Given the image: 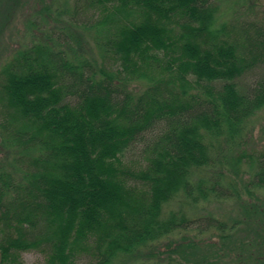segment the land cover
I'll list each match as a JSON object with an SVG mask.
<instances>
[{"label":"trees","instance_id":"obj_1","mask_svg":"<svg viewBox=\"0 0 264 264\" xmlns=\"http://www.w3.org/2000/svg\"><path fill=\"white\" fill-rule=\"evenodd\" d=\"M230 1L259 15L230 20ZM20 3L30 42L0 64V264L32 250L45 264H155L176 232L217 230L226 243L243 222L262 238L245 262L264 264V149H242L264 109V0H74L66 27L48 31L44 3L34 19L32 2L0 0L5 23ZM243 164V193L257 203L240 205L263 218L204 212L239 199ZM167 242V253L195 254Z\"/></svg>","mask_w":264,"mask_h":264},{"label":"rangeland","instance_id":"obj_2","mask_svg":"<svg viewBox=\"0 0 264 264\" xmlns=\"http://www.w3.org/2000/svg\"><path fill=\"white\" fill-rule=\"evenodd\" d=\"M29 2H32L31 4H34L36 10L34 11L33 18L35 19L37 17V11L41 12L43 3L50 7L49 10V17H53L54 20L50 18V24L49 21L47 22V26H45V29L48 31L49 29H61L65 28L64 20L67 19L69 15V10L67 9L66 2L71 1V6L74 3V0H40V3H38V0H27ZM25 3V2H24ZM226 4L223 5L222 10L224 12V15L226 18L233 20L234 17H240L241 15L245 18L249 17L250 20H254L255 16L259 15L260 7L257 6L253 9H250L247 7L248 12L246 10H242V14H238L237 11L234 12L230 8L231 5ZM24 4H19V10L16 14V17L12 19V21L8 22L7 24L5 19V14L2 12L6 10V7L2 4L0 5V13L2 14L3 20H1L0 24H2L3 27V33L0 36V64L2 65L8 56L12 55L13 51L17 48H19L20 45L29 43L30 40L27 38V27L25 25L24 19L26 16L31 13V11L28 9V4L23 6ZM81 6V5H80ZM241 6L239 4L236 9H238ZM24 7V8H23ZM263 7V6H262ZM94 10V9H93ZM64 15L59 16V14ZM93 11L90 9L88 11H85L84 14L81 15V18H85V16H92ZM26 14V16L23 15ZM27 18V17H26ZM40 22V19H39ZM43 26V25H42ZM1 28V27H0ZM77 30L81 32L85 36V38L88 41L89 47L93 49L97 55V48L95 46V41L92 40V34L85 35V32L82 28L77 27ZM71 46L75 48V50L78 52H84L85 49L81 51V48L78 47V43L76 41H71ZM87 47V45H86ZM87 47V48H89ZM86 48V49H87ZM66 50L70 51L69 47H66ZM68 51V52H69ZM73 53V52H71ZM89 53H86V56H88ZM100 54H98L99 56ZM112 66H114V63L110 62ZM0 65V66H1ZM253 74H249L247 78L244 80L247 84L250 81V78H252ZM250 127H249V133L247 138L245 139V146L242 147L243 150H246V153L248 155L252 154L254 151L262 150L264 149V109L259 112L251 121H250ZM2 154L0 153V157H2ZM137 156H134L132 159L135 160ZM228 160H231L228 158ZM248 160V159H247ZM133 165H135L136 161L132 162ZM129 164H131L129 160ZM241 175L236 176L234 175L232 177V182L238 184V190H240L241 194L238 195L237 200H231V201H224L220 203H209L203 205V211L205 212H212L213 214L219 216L224 219V221H228L230 216L232 218L237 219L238 217L241 220H246L247 218L249 221L253 223V221L257 220V218L262 219L263 217L258 214L259 210H253L250 209V213L247 215V218L245 217V212L243 207L240 205L241 203L240 198L242 197L247 198V200H250L251 203H257V200L255 198H251L250 196L246 195V193H243L242 190V184L243 179L244 180H250L252 177L251 168L250 165H242L241 166ZM249 172V173H248ZM256 191V190H253ZM260 195V194H256ZM179 199V197H178ZM178 199L174 200L171 204H169L166 207V212L170 210H178L180 209L181 203L178 201ZM189 205H186L185 208L188 210ZM191 208V207H190ZM193 208V207H192ZM190 210V209H189ZM219 214V215H218ZM241 214V216H240ZM264 215V213H262ZM264 220V218H263ZM244 224L238 225L234 232L230 233V238L226 243H222L218 237L217 230H210L205 234L197 235V233H186L184 231L182 232H176L172 236H170L169 239H164L161 242L157 244V247L155 248L156 254L154 256H151L149 263H155V264H246L247 260V251H250L251 249H254L257 247V241H261L262 238L258 237L257 233L258 230L253 233V227H248V225L243 222ZM229 224L232 225L230 222ZM175 241L177 243H183L185 248L188 249V251H195L194 255H181V253H167L165 249H167L165 246L167 245V241ZM185 239V240H184ZM195 240V242H194ZM215 243L213 246L209 249L210 241ZM166 242V243H165ZM166 244V245H165ZM188 244V245H187ZM189 246V247H188ZM258 248V247H257ZM146 251V250H145ZM198 253V254H197ZM214 253H217V256ZM205 256H208V258H204ZM219 256H222V259H220ZM219 257V259H217ZM46 255L38 250H32L22 253V264H45ZM144 257H141L137 260V262H142ZM205 260L206 262H201ZM215 260V261H214ZM149 261V260H148ZM90 263V257L84 256L81 260L78 261V264H89Z\"/></svg>","mask_w":264,"mask_h":264}]
</instances>
